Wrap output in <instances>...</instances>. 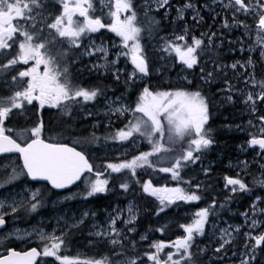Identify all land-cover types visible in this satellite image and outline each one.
<instances>
[{
    "label": "snow or ice",
    "instance_id": "6c2138e0",
    "mask_svg": "<svg viewBox=\"0 0 264 264\" xmlns=\"http://www.w3.org/2000/svg\"><path fill=\"white\" fill-rule=\"evenodd\" d=\"M57 5L51 7L48 0H0V91L5 93L0 95V157L7 161L0 162V228L5 226L6 216L15 220L21 210L26 214L32 213L44 205V190L28 182L43 181L50 189L60 190L81 181L85 173L89 174L82 181L81 199L85 201L108 193L110 185L113 189L118 185L122 193H128L135 184L144 196L158 201L157 216L177 202H199L202 199L199 194L201 183L193 184L191 179L182 176V172L200 162L205 150L214 143L209 125L210 101L199 86L196 90H190L183 84H169L164 88L146 80L151 76V69L146 49L141 44L142 33L147 31L152 35L160 25L152 13L163 9L161 19L167 18L168 10L173 7L170 0H147L140 9L143 22L133 0H110V22L90 15L91 0H57ZM189 10L196 25L204 21L203 10L211 13L210 18L214 22L217 16H222L221 27L242 30L241 35L249 41L247 51L258 50L260 60L264 61V0H212L211 4L205 0L200 8L192 0H183L175 6V16L169 21L177 26L176 30L167 37L160 36L155 49L161 53V60H171L181 69L199 67L200 80L205 85L210 86L222 74V87L218 89L224 94L222 102L242 104L251 117L247 125L252 130L248 132L246 143L259 158L260 175L253 174L251 186L241 177V172L235 176L225 175L224 200L227 202L237 192L251 193L254 187L264 189V70L257 80V65L251 56L230 65L214 61L211 52L218 39L217 33L210 31L206 35L201 32L199 37L190 35L186 20ZM77 16L82 18V22L74 20ZM105 28L119 38L120 51L115 53V59H110L103 45L96 46L91 38V34ZM85 39L89 41L87 44ZM236 43L240 45L241 52L245 51L243 39ZM97 52L101 54L99 59L103 63L95 64L93 68L99 75L110 74L117 83L123 76L125 90L140 83L138 92L131 93L127 99L123 96L111 99L99 85L91 88L74 85L69 79L67 64L75 63L79 55L92 56ZM121 56L126 57L131 69L117 66ZM201 63L205 66L200 67ZM208 64L212 67H207ZM228 68L233 70V75L244 87H237L228 79ZM101 69L103 71H99ZM240 69L244 72L240 73ZM183 80L192 85L187 75ZM100 96H104L108 109V123L104 127L109 128L113 123L112 117L124 120L121 127L104 139L116 143L131 140L135 145L137 138L142 137L151 145L149 151H142L131 159L105 162L102 168L94 170L82 150L46 140L42 118H34L32 126L23 131L6 125V122L11 123L13 116L29 111L38 114L44 108L71 116L74 107L96 102ZM100 139L93 135L87 142H99ZM177 144L180 145L178 152L173 147ZM173 152L167 164L157 166L151 159H159L160 153ZM13 158L19 163H13ZM240 164L243 165L241 171L247 174L248 162L240 161ZM145 167L168 174L171 180L176 181V186L160 187L151 180L141 181L137 169ZM203 173L207 177L209 169L203 168ZM21 178L24 184L16 183ZM182 185H187V188ZM253 197L251 212L241 213L248 231L241 232L239 225L213 227L211 236L214 244L211 248L199 247L197 237L206 235L209 217L217 207L215 196L206 207L195 211L190 222L179 223L182 234L168 243L152 240L142 250L143 246L131 235L136 232L138 209L130 203L127 208H113L101 225H97L94 219L89 220V217L95 218V212L65 215L62 221L57 220L61 225L59 235L37 230L36 235L43 242L42 250L38 251L37 247L15 250L9 246L6 254L0 255V264H37V258L41 256L53 257L59 264H202L201 257L209 251L217 262L231 252L232 256L238 257L234 264H257V250L264 253V221L259 219L264 217V192L253 193ZM219 206L223 208L224 203ZM89 222L92 224L88 233L89 243L102 245L107 255L98 253L99 259L60 255L61 247L69 242L67 237L82 231ZM155 231L163 232V228L158 227ZM31 235L23 237L17 233L15 238L27 239ZM237 237L243 238V252L238 253L232 248ZM147 239V234L139 235V241ZM165 249H168L166 253Z\"/></svg>",
    "mask_w": 264,
    "mask_h": 264
},
{
    "label": "flooded vegetation",
    "instance_id": "af4514ba",
    "mask_svg": "<svg viewBox=\"0 0 264 264\" xmlns=\"http://www.w3.org/2000/svg\"><path fill=\"white\" fill-rule=\"evenodd\" d=\"M54 3L56 6H58L57 0H55ZM91 3L93 5V7L90 10V15L101 17V19L104 22H106V18H107L106 15L109 13V8H108V10L100 8L98 2L95 0H91ZM189 12H191V11L189 10L187 13H189ZM170 19L171 18L167 16V23H169ZM74 20L82 22V18L78 17V16L74 17ZM189 29H190V35L194 34L197 37L200 36L201 33L194 32L195 31L194 28L192 29L191 27H189ZM214 30L217 33L218 39L215 40V47L213 48V50L211 52V57L214 61H218L221 65H225V64L230 65L233 63L232 58H234V57H231L230 54L233 52L234 53L236 52V48L234 47V43L230 44L229 43L230 37H228L227 40H224L221 32L218 31L217 29H214ZM168 32H171V30L167 29V33ZM91 38L94 40L96 46H99L101 44L106 45L108 43L110 46V48L107 51L109 53V58L115 59L114 58L115 53L117 51H120V49H119V38L118 37H116L113 33H107V29L105 28V29H101L98 33L91 34ZM88 42H89L88 39H85L84 43L87 44ZM79 51L82 52V50H79ZM80 56L81 57L84 56V58L88 59L89 63H93L94 65L98 64V63H103V60L99 59V57H100L99 54H95L92 56H88V55H80ZM257 60L260 63V66H264V63H262L258 57L257 58L254 57V61H257ZM72 64H73L72 66H68L69 67L68 68V75H69V79L71 80V82L74 85L83 86L86 88H89V87L91 88V87H95L103 79L108 80L110 83L116 82L115 80L111 79L112 77L110 74L99 75V72L95 69H91V68L85 69L84 66L78 65V63L76 65V62L72 63ZM117 66L121 67V68H125L123 56H121V59H119ZM204 66L205 65L203 63H201L200 67H204ZM207 67L211 68L212 64H208ZM129 69H131V68L129 67ZM150 69H151V73H152L153 71H152L151 65H150ZM174 70H176L177 72H180V77L174 78L173 74H175V73H170V71L167 70V73H169V75H170V79L167 82V87L169 84H172V85L183 84L186 87H189L190 90H196V88L199 86L200 90L203 92V88L205 86L200 81L199 67H197L194 70H187V69H181V67L179 66L177 69H174ZM99 71H103V69H101ZM226 71L228 73V77H229L228 79L232 80L230 77V74L232 73L231 69L228 68V69H226ZM185 75H187L188 79L192 81V85H187L186 81L183 80V76H185ZM172 76H173V78H172ZM222 79H223V75L221 74L220 77L216 81L218 89L220 87H222V83L220 81ZM212 94L214 95V99L219 100V96H220L219 93H215V91H214ZM122 95H123V91L121 93H115L111 99H116L118 97H121ZM222 103L225 104L224 102H222ZM210 104H211V118L209 120V125H210L211 130H212V136L214 139V143L209 149L205 150V152L206 151L210 152L209 155L208 156L205 155V152H204V154L202 156V160L200 162H198L196 165H190L189 168H187L183 171V177L185 179H191L193 184H195L197 182L201 183L202 188L199 192L201 197H202V192L204 190H208L211 192L213 191L214 195H216V196L218 195L221 197V199H223L221 203H224L225 200H224L223 177L225 175L235 176V174H236L234 169H229L231 157L234 158V146H235V141H234V137H233L234 132L230 130V120L218 113L219 108L216 106L214 101L211 102ZM99 106L104 108L106 112L108 111L106 104H105L104 96H100L98 98V101H96L94 103H90L88 105V107L84 109L83 114L75 113V108H73L71 118H73L75 115H79V117H82L85 114H89V113L92 114L94 111H96V109ZM51 112L53 113V112H58V111L56 109L44 108V109L40 110L38 115H39V117H41L44 120L45 116H47ZM106 117H107L106 119H108V116H106ZM48 120H51V122L53 123L54 126H56V124H58L57 120H55V121L52 119H48ZM112 121H113V123L109 126V128H107V130H104L105 133H114L116 128L121 127L123 125L122 122L118 123L117 122L118 120L115 117H112ZM106 123H108V122L106 121ZM58 131L61 132L60 130H58ZM88 132L91 134L96 133V132H94V130H90V129ZM137 140H139V138H137ZM101 147H102L101 150H103V151L111 149V152H113L114 153L113 155L115 156V159L112 160L113 162H118V160L130 159L131 154L134 153L135 150H137L136 153L139 151V146H134L132 143H130V141L123 142V143H116L113 141L112 146L104 145V141H103V145ZM173 147H174L176 152L180 151V145L179 144L174 145ZM214 149L217 150V154H214L212 152ZM90 150H92V147L90 148ZM257 150L258 149H256V151ZM253 153H254V151H253ZM247 158L248 159H254L255 162H257V160H258L256 157H254V158L247 157ZM13 160L16 161L15 158H13ZM203 160H205V161H203ZM0 162H5L3 157H0ZM201 163L204 164V166L200 167L199 164H201ZM203 168L209 169V175L207 177L203 173ZM215 171H216V173L212 174V172H215ZM253 174H255L257 177H259V175H260L259 174V168L255 167L253 172H248V174H247L248 176H246L247 178L242 177L246 182L249 183L250 186H251ZM113 175H115V174H113ZM167 176H168L167 180L169 179L168 187L176 186V181L173 184L172 183L173 180H171L169 175H167ZM85 177L86 176L82 177V180L80 182H82ZM32 183L36 184V186H38L40 184H45V183H41V182H38V183L32 182ZM75 185L76 184L71 185L68 188L60 189V190L52 189L53 193L45 194V203L42 206V207H45V213L43 211H39V212L37 211L38 212L37 215H33V217H31V219L29 221L22 220L21 221L22 223L17 221L21 217H24L27 215L23 210H21L17 214V218L15 220H13V218L11 216H6L5 217L6 224H5L4 230H2V231L0 230V236H1V234H4L5 232L8 231L12 222H13L12 224H14V226H18L20 228H26L27 226H30V225H39L40 224V226L42 228L54 230L55 235H59L60 234L59 229H60L61 225L57 223L58 219L62 221L65 215L78 216L81 212H84V211L95 212L96 215H99V218L97 220V225H101V222L107 217L104 214L105 210L108 211V213H109L113 209V208L109 209V207L106 205V203L108 201H114L115 202L117 199L114 198L113 194L109 193L110 192V190H109V192L106 194L89 197L88 200L85 201V200L81 199V193L82 192L77 191L75 189ZM182 186L186 187V185H182ZM262 192H264V189H261L259 187H254L253 192H251V193L237 192L236 194H234L232 199H230L224 203L223 208H221L219 206L221 203H218L217 206H219V208H221L222 210L224 209V211H223L222 215L220 216V218H216V219H221V217H225L226 220L234 222L235 218L237 216L241 215L243 210L251 212L250 205H251V199L254 198L253 193L261 194ZM69 196H71L70 199L67 198ZM92 198H94V200ZM99 201L102 203L101 208H102V210H104V212L102 210L94 211L91 208V206H93V205L97 206L98 205L97 203ZM205 201H206V199H201L199 202H193V203L177 202V203H175L169 207L178 206V205L182 204L183 205L182 208L186 213H192L193 214V208L187 207L188 204H195L196 205V211H197L199 208L206 207L208 205ZM40 208H39V210H40ZM259 219L264 221V217H259ZM210 220H212V219H210ZM213 221H215V220H213ZM223 222H224L223 220L220 223L215 222V225L219 224L220 226H223L224 225ZM21 224H25V225L20 226ZM89 225H90V222L88 223L87 227L83 228L82 231H77L74 234H72L71 236L67 237L69 242L65 246L61 247L59 254L62 256L67 255L69 257H79L80 259H84V258H82V256L88 257L86 259H90V257H94L92 255V253H89V252L85 253L86 250H84L83 246L79 247L77 249L78 251L76 253H75L74 247H72V245H93V244L89 243L90 238H89V236H87V233H88L87 228L89 227ZM16 234H17L16 232H12L10 234L11 235L10 238H7V239L5 238L3 240L4 242H0V244H2V243H6L7 245H42L43 244V242L42 241L39 242L38 239H36V241H35V239L33 240L32 238L23 239V240L16 239L15 238ZM18 234L22 235L20 233H18ZM97 245H99V244H97ZM97 256L99 257V255H97ZM95 258H96V256H95ZM52 264H59V262L53 258Z\"/></svg>",
    "mask_w": 264,
    "mask_h": 264
},
{
    "label": "trees",
    "instance_id": "16d2710c",
    "mask_svg": "<svg viewBox=\"0 0 264 264\" xmlns=\"http://www.w3.org/2000/svg\"><path fill=\"white\" fill-rule=\"evenodd\" d=\"M108 1L110 3V0H108ZM192 2L196 3L195 4L196 7L198 6L199 1L192 0ZM133 3L136 5L140 19L144 20L143 14H142V12H140V8H138V4L140 3V0H133ZM173 3L180 4L181 2H180V0L179 1L174 0ZM151 15L153 16V18L155 20L160 21V25L152 33V35H149L147 31L142 33L141 44L146 49L147 56L150 55L148 53L150 52L152 46L154 48L157 47V44L159 42V37L167 35V29L171 30L172 32L174 31L172 24L170 22L167 23V20L165 21L164 19H161V16L159 13L154 12ZM107 22H109V20ZM189 27H191L192 29L194 28L195 29L194 32H197V33H201V32L209 33L210 31H213V30H211V27H210V20H208V18H205V17H204V21L201 24L196 25L194 22H192L189 24ZM207 30H209V31H207ZM107 32H109V31L107 30ZM160 86H162V84ZM206 89L207 90H204L205 95L207 96V98L210 102H213L214 101V95L212 94L213 93L212 86L207 87ZM4 94L5 93L3 91H0V95H4ZM83 107H86V105H84ZM34 118L35 119H41V117H39V115L37 113H35L33 111H29L23 115L13 116L11 123L8 124L6 122V125L15 128L17 131H23V129L30 128L32 126V122H33ZM48 119H52L54 121L57 120L58 123H61V122L66 123V127H69L70 131L69 132L65 131L62 134H56L55 133L53 135H49V134H51V132H50L51 129L49 127H47V123H49L51 125L52 122H51V120H48ZM43 122H44L45 129H46V132H45V139L46 140L51 139L54 142L65 143V144L71 145L79 151L82 150L84 152V154L86 155V157L89 159L90 163L93 164L94 170L96 168H100L99 162L96 161V158H92V156L95 154L90 153V151L88 149L90 147H92L93 145H96V144L100 145L101 139L99 140V142H92V143L87 142V141L91 140L93 135L98 136L97 133H92V135L88 133V130H89L88 123L78 122V121L68 123V116L62 115L59 112L49 113L47 116H45ZM150 149H151V145H149L146 142V140H144V138H142V143L140 144V150H139V152L135 153L134 155H138L142 151H149ZM213 152H214V150H213ZM209 153H210L209 151H206L205 155L208 156ZM164 154L165 153L158 154L159 159H158V157H152L151 159L157 163V166H159L161 163L164 164V158H163ZM17 163H19V162H17ZM146 169H147V171H145L143 168H138L137 169L138 176H140L141 172L144 171V174L145 173H151L152 177H150V178L145 177V179H140V180L141 181L151 180L152 182L153 181L155 182L157 180V177L154 176V171L150 168H146ZM155 174H156V171H155ZM159 180L160 179H158V181ZM161 180H164V179L161 178ZM158 181H156V182H158ZM16 183L24 184L23 178H21V180L17 181ZM28 184H29V182H28ZM156 184L157 183H155V185ZM43 190H44L45 194L53 193V191L51 189H49L48 187H44ZM16 191H19V188H17ZM114 192H115V189L110 187L109 193L114 194ZM123 194L124 195L127 194L126 199H128L129 201H132V203L134 205H136V208L138 209V216L139 217H138V222H137V226H136V234L140 235V234L145 233L148 236L146 243L142 244V246H143L142 250L147 248V245L152 240L166 242L168 240V238L174 234L173 227H167L166 226L167 222L182 221L183 220L181 217V213L184 212V210L182 208V206H183L182 204H180L178 206L168 207V208H166L165 212H162V213H160L159 216H157V215H155V210H156V207L158 205V201H156L152 197L144 196L135 184L133 185V188H131L130 193L128 192V193H123ZM213 196L216 197L217 204L222 202L223 199H221V197L218 195L217 196L214 195L213 191L211 192L208 190H204L202 192V199H206L205 202L207 204L211 203V198ZM93 200H94V198H93ZM97 204H102V203L99 201ZM187 207H191L190 204H188ZM37 211L38 212L43 211L45 213V207H41L40 210L38 209ZM37 211L32 212V213H28L26 216L21 217L22 218L21 221L23 219H28L27 221H29L31 219V217H33V215H37V213H38ZM195 211H196V207L193 208V212H195ZM223 211H224V209L222 210L221 208H219V206H217L212 217H214V218L220 217L222 215ZM17 221H19V219ZM21 221H19V222H21ZM158 227H162L163 232L155 231V229ZM9 246L13 247L15 250H18L17 245H7L6 243H2V244H0V255H5L6 249ZM81 246H83V245H75V247H74L75 253L78 251L77 249ZM29 247H27V248H29ZM35 247H37L38 250H42V245H36ZM164 252H165V250H164ZM162 255H163V253H162ZM82 258L86 259L88 257L82 256ZM90 258H93V257H90ZM52 261H53V257L41 256L39 261H38V264H52Z\"/></svg>",
    "mask_w": 264,
    "mask_h": 264
},
{
    "label": "bare ground",
    "instance_id": "6f19581e",
    "mask_svg": "<svg viewBox=\"0 0 264 264\" xmlns=\"http://www.w3.org/2000/svg\"><path fill=\"white\" fill-rule=\"evenodd\" d=\"M176 1H179V0H176ZM194 1H199L197 8H200L201 5H204L205 4V0H194ZM54 2H55V0H48V3H49V5L51 7H55L56 6ZM173 2H174V0H170V3L173 5V7L170 8L168 10V13H167V16L170 17V18H172V17L175 16V6L179 5L178 3H173ZM180 2L183 3V0H180ZM211 2H212V0H207V3L211 4ZM192 3L196 4L195 2H192ZM157 13H159L161 17L164 16V10L163 9L160 10V12H157ZM201 15L204 16L205 18H208V20H210L211 30L215 31L214 29H217L218 31H220L221 34H222V36H223V38H224V40H227V38L230 37V41H232V43H234V47L235 48L238 47L236 45V39L237 38L238 39H243L245 41V46H246L245 49L248 48L249 41L247 39H245L246 38L245 36H242L241 35L242 30H237V29H231V30L223 29L221 27L222 16H217L216 21L214 22L210 18L211 13L208 10H203L201 12ZM140 20H141V22H143V19H140ZM164 20L166 21L167 18H165ZM186 20H187L188 27H189V24L193 22L191 20V12L186 13ZM172 27L174 28L173 29L174 31L177 28V26L176 25H173V24H172ZM207 31H209V30H207ZM171 33H172V31L171 32H168L167 35H165V37L171 35ZM205 34L207 35L208 33H205ZM150 53H152V49L150 50V52L148 54H150ZM160 55L161 54L157 53V51H155L154 54H152V56H151V62H150V65L152 66V71L153 72H156L157 69H158V67L159 68L162 67V70H161L162 73H164V72H166L168 70V71H170V73H175V74H173L174 75V78L175 77H180V72H177L176 70H174V69H177L179 67V65L173 64V62L171 60H167V62L164 64L166 67L163 66V64H162V61L163 60L160 59ZM233 57L234 58H232V61L235 62V57L236 56L234 55ZM248 57L249 56L246 54V55H244V58L242 60H245ZM254 57L255 56H252L253 59H254ZM77 63H78V65L84 66L85 69H90V68L91 69H94L93 68V65L94 64L93 63H89L88 62V59L84 58V56H82V57L80 55L77 56L76 57V65H77ZM231 72L232 73L230 74V77L232 79V83L234 84L236 82V80H238L239 78L237 76H234L233 75V70H231ZM172 78H173V76H172ZM169 79H170L169 73H167V75H165L163 78L162 77H159V76H155V75H153L151 73L150 78H146V80L148 82H150L151 84H153V85H159V84L161 85L162 84V87H164V88H167V82L169 81ZM222 80H220V81L222 82ZM216 81L212 83V89L217 93L218 87H217ZM239 82H240V80H239ZM97 85H99V87L104 90L105 95H107L110 98H112L115 93H121L123 91V95L122 96L125 99H127L131 93H137L138 90H139V88H140V86H141L140 83H137L136 85L132 86L128 90H125V85L123 83V76L121 78L120 83H116V82L110 83L108 80H104L103 79ZM204 86L205 87L203 88V92H204V90H206V85H204ZM132 99L133 100L135 99V96L134 95L132 96ZM214 103L219 108V114L222 115V116H224V117H226V118H228L230 120V127L232 125L233 126L241 125L242 123L246 122V118L245 117H244V119L243 118L242 119H237L238 116H239V114H242V112H238V111L235 112L234 106L228 105V104L227 105L226 104H223L220 100H216V99H214ZM75 113L83 114V113H80V112H75ZM86 115H88V114H85L82 117H79V115H75L73 118L70 117V118H68V123L76 122V121H78V122H86V123H88L89 129L90 130H94V132H96L98 134V136L101 138V143H100V145L99 144L93 145L92 146V150L93 151L90 150V153H94L95 154V155L92 156V158H96V161L99 162L100 168H102V166H103V164L105 162H108V161L113 162L112 160L115 159V156L113 155L114 153L111 152V149L105 150V151L101 150V148H102L101 146L103 145V141H104V145H108V146H112L113 145V141H111V140H105L104 139V137H106V136H108L110 134V133H105L104 132V130H107V128H105L104 125H105L106 121L108 122V119H106L107 118L106 117L107 116L106 115V111H105L104 108H102V107L99 106L96 109V111H94L91 115H89V117H86ZM232 115H233V120H232ZM250 118L251 117L249 116L248 119H250ZM117 122L118 123H121V122L124 123V120L122 118V119L118 120ZM56 126H58V128L56 130H60L62 133L65 132V131L66 132H69L70 131V128L69 127H66V123H62L61 122V123L56 124ZM213 153L214 154H217V150L214 149V152ZM172 156L173 155H168V158L171 159ZM169 161L170 160H168V159L167 160L164 159V164H167ZM200 165L201 166H204V164H202V163ZM143 169L145 171H147L146 167L143 168ZM88 175L89 174L87 173L85 176L88 177ZM167 175L165 173H160V172H157V171H156V174H155V171H154V176L157 177V180L156 181H158V179H160V180L158 182H156V181L154 182L153 181V184L155 185V183H157L155 186H160V187L168 186L169 179L167 180V177H168ZM145 177L150 178V177H152V174L151 173H145L144 174V171H143V172H141V175L138 176L139 179H145ZM161 178H163L164 180H161ZM174 182L175 181H173L172 183L174 184ZM133 185H132L131 188H133ZM110 187H112V186L110 185ZM186 187H187V185H186ZM83 188H84V183L83 182H80L79 181V182L76 183L75 189L77 191L82 192ZM131 188L129 190V193L131 192ZM113 195H114V198L117 199V200L115 202L114 201H108L106 203V205L109 207V209L116 208V207L126 208L127 203H128L127 202L128 199H126L127 194L124 195L121 192V190L119 189V187L117 186V187H115V192H114ZM190 206H191V208L196 207L195 204H190ZM91 208L94 211H96V210H98V211L99 210H102L101 204H98L97 206H94L93 205V206H91ZM102 211L104 212V210H102ZM104 214L107 216L109 213H108V211L105 210ZM98 218H99V215H96L95 218L89 217V220L91 221L92 219H94L95 220V223L97 224ZM221 219L223 221L226 220L225 217H221ZM137 222H138V218H137ZM137 222H136V226H137ZM87 229H88V233H89L90 230H92V224H91V222H90V225H89V227ZM88 233H87V236H89ZM140 235H143V234H140ZM133 236L136 237V240L141 245L144 244V243H146V240L145 241H142V242L139 241V235L138 234L135 233ZM72 247H75V245H72ZM83 247H84V250H86L85 252L92 253V255L94 257L96 256V259H99L100 258V255L98 253L107 255V250L104 249L102 245H83ZM97 255H99V257ZM260 264H263V263H260Z\"/></svg>",
    "mask_w": 264,
    "mask_h": 264
},
{
    "label": "rangeland",
    "instance_id": "374dc122",
    "mask_svg": "<svg viewBox=\"0 0 264 264\" xmlns=\"http://www.w3.org/2000/svg\"><path fill=\"white\" fill-rule=\"evenodd\" d=\"M146 2H147V0H140V3L138 4V8L141 9ZM98 4H99L100 8L107 10V8L109 6V1L108 0H99ZM153 7H154V5H153ZM245 39H247V37ZM237 40H240V39L237 38L236 41ZM244 44H245V41H244ZM236 45L238 46L236 48V52L235 53L233 52V53L230 54L231 57H233L234 55L236 56L235 57V61L240 60L241 62H243L242 59L244 58V55H246V54L248 56H251V57L255 56L256 58L257 57L259 58V51L258 50L254 49L252 52H248L247 49H245V51L241 52L240 51V45L238 43H236ZM103 47L107 51L110 48L108 43L106 45H103ZM153 51H156V50H153ZM157 53H159V52H157ZM96 54L101 55L99 52H97ZM159 54H161V53H159ZM108 55H109V53H108ZM114 58H116V57H114ZM119 59H121V57ZM123 61H124V66L125 67H127L128 69H129V67L131 68V65L127 62L126 57L123 58ZM166 62L167 61H165V60L162 61L163 66H165L164 64ZM254 62L257 65V67H256V74H257L256 78H257V80H259L260 79V73H261L262 70H264V66H260V63L258 62V60L254 61ZM261 62L264 63V61H261ZM161 70H162V67L161 68L158 67L157 71L156 72H152V74L155 75V76H159V77L163 78L165 75H167V71L162 73ZM243 72H244V70L240 69V73H243ZM199 74H201V73H199ZM231 82H232V80H231ZM201 83H203V81H201ZM234 85H236L237 87H244V85L239 82V79L236 80ZM217 93L220 94L219 100L222 101L224 94L219 92V91H217ZM225 104L227 105L228 103H225ZM228 105L234 106L235 112H237V111L238 112H242V114H239L237 119H242V118L244 119V117L246 118V122L242 123L241 125H237V126H233L232 125L230 127V129L234 132L233 133V137H234V141H235V146H234V158L231 157V162L229 164V167H230L229 169H234V171L236 173L237 172H241V177L247 178L246 176H248L247 175L248 172H253L255 167L256 168H260V165L258 163L259 158L255 156V154L253 153V149L249 148L247 143H246L247 139L249 138L248 137V132L252 130V129H249L248 125H247V121L249 120L248 119L249 114L247 113L246 110H244V106L242 104H240V103L228 104ZM78 112L82 113V111H78ZM86 117H89V114L86 115ZM232 120H233V115H232ZM238 126H240V127H238ZM47 127H49L50 129L53 128V130L56 132V134H62V132H59L58 130L56 131L58 126H54L53 123L51 125L49 123H47ZM130 143H132L131 140H130ZM138 144H139V141H136L134 146H137ZM257 151H259V150H257ZM247 157H252V158L256 157L258 160H257V162H255L254 159H248ZM240 161L248 162L247 174H245L244 172L241 171V169L243 168V165L240 164ZM4 163H7V161H5ZM199 166L201 167L200 164H199ZM130 203L133 204L132 202H129V203H127V206ZM127 206H126V208H127ZM245 211L246 210H243L242 212H245ZM193 214L192 213L183 214L182 217H183L184 220H182V221H178V222L170 221V222H167L168 224L166 226L167 227H173L174 234L172 236H170L165 243H168L171 240L176 239L178 234H182L183 230L178 227L179 223L190 222ZM210 219H212V220H210ZM214 220L215 221H213V218L210 216L209 217V223L206 225V235L203 236V237H197V240L199 241V247L204 248V247L207 246V247L211 248L213 246L214 239L211 236L213 227H215L216 229H219V228H227L228 225H232V226L239 225L241 227V232L248 231L247 227L245 226V219H244V217L242 215L237 216L235 218L234 222L229 221V220H224V222H223L224 225L223 226H220L219 224L215 225V222L216 223H220L222 221L221 219H214ZM225 222H227V223H225ZM257 231H259V229ZM135 233H132L131 235H134ZM253 234H255V233H253ZM218 235L219 234L217 233V238H218ZM242 239H243L242 237H237L236 243L232 246L233 250L234 251H238V253L239 252H243V250H244L243 249ZM167 251H168V249H165V253ZM201 260H202V264H234V262L238 260V257L232 256L231 252H229L224 257V259L222 261L217 262L215 260V257L212 255V252L209 251L206 256H202L201 257ZM260 263L264 264V253L260 252L259 249H258L257 250V264H260Z\"/></svg>",
    "mask_w": 264,
    "mask_h": 264
},
{
    "label": "water",
    "instance_id": "95a60500",
    "mask_svg": "<svg viewBox=\"0 0 264 264\" xmlns=\"http://www.w3.org/2000/svg\"><path fill=\"white\" fill-rule=\"evenodd\" d=\"M85 174H87V173H85ZM77 182H79V181H77ZM77 182H76V183H77ZM41 183H45V184H46V182H43V181H41ZM76 183H75V184H76ZM73 185H74V184H73ZM3 228H4V227H3ZM3 228H0V229H3ZM38 259H39V257L37 258V261H38Z\"/></svg>",
    "mask_w": 264,
    "mask_h": 264
}]
</instances>
